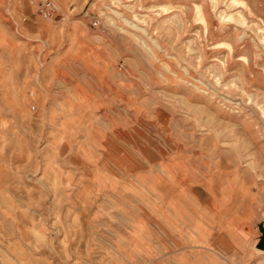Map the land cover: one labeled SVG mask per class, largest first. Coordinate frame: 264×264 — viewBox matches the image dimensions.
I'll use <instances>...</instances> for the list:
<instances>
[{
    "label": "rangeland",
    "instance_id": "1",
    "mask_svg": "<svg viewBox=\"0 0 264 264\" xmlns=\"http://www.w3.org/2000/svg\"><path fill=\"white\" fill-rule=\"evenodd\" d=\"M51 1L0 0V264H264V0Z\"/></svg>",
    "mask_w": 264,
    "mask_h": 264
},
{
    "label": "built area",
    "instance_id": "2",
    "mask_svg": "<svg viewBox=\"0 0 264 264\" xmlns=\"http://www.w3.org/2000/svg\"><path fill=\"white\" fill-rule=\"evenodd\" d=\"M42 2V8L40 10V14L43 18L46 19H51L52 17H54L57 8L55 7V5L52 3L51 0H41Z\"/></svg>",
    "mask_w": 264,
    "mask_h": 264
},
{
    "label": "water",
    "instance_id": "3",
    "mask_svg": "<svg viewBox=\"0 0 264 264\" xmlns=\"http://www.w3.org/2000/svg\"><path fill=\"white\" fill-rule=\"evenodd\" d=\"M258 248L261 250L264 249V231H263V238H262L261 243L259 244Z\"/></svg>",
    "mask_w": 264,
    "mask_h": 264
},
{
    "label": "bare ground",
    "instance_id": "4",
    "mask_svg": "<svg viewBox=\"0 0 264 264\" xmlns=\"http://www.w3.org/2000/svg\"><path fill=\"white\" fill-rule=\"evenodd\" d=\"M199 16H200V19L199 20H201L203 23H204V21H203V17H202V14H201V12L199 11ZM174 207L176 208V209H179L176 205H174ZM258 253H260V254H262V252L261 251H258Z\"/></svg>",
    "mask_w": 264,
    "mask_h": 264
}]
</instances>
